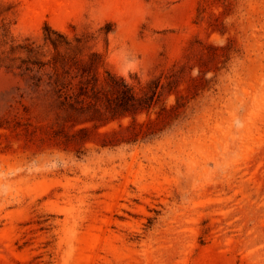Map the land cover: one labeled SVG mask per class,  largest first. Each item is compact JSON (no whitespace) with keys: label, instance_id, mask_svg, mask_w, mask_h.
Instances as JSON below:
<instances>
[{"label":"rangeland","instance_id":"rangeland-1","mask_svg":"<svg viewBox=\"0 0 264 264\" xmlns=\"http://www.w3.org/2000/svg\"><path fill=\"white\" fill-rule=\"evenodd\" d=\"M46 27L173 92L96 129L18 68ZM0 264H264V0H0Z\"/></svg>","mask_w":264,"mask_h":264},{"label":"trees","instance_id":"trees-1","mask_svg":"<svg viewBox=\"0 0 264 264\" xmlns=\"http://www.w3.org/2000/svg\"><path fill=\"white\" fill-rule=\"evenodd\" d=\"M85 42L82 37L68 38L46 27L41 47H34L32 44L17 46L26 56V59L22 60L23 67L18 68L25 72L35 69L39 73L37 86L48 87L55 97H74L69 107L84 113L83 122L92 123L96 129L127 116L133 120L131 125H136L135 117L141 113L149 114L159 101L163 89L166 88L169 94L173 92L176 73L173 70L164 75V82L160 81V76L143 83L135 79L137 90L135 86H128L123 78L107 71H104L100 78L96 71L99 63L97 54L92 53L87 59L83 58L81 51ZM178 107L176 99L168 111H174ZM166 111V108L162 107L157 117H163ZM152 134L153 131L147 133ZM135 141L136 139L127 142Z\"/></svg>","mask_w":264,"mask_h":264}]
</instances>
